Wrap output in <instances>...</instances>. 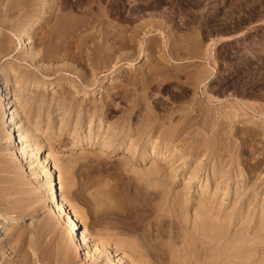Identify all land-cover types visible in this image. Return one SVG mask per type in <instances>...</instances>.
I'll use <instances>...</instances> for the list:
<instances>
[{"label": "bare ground", "instance_id": "obj_1", "mask_svg": "<svg viewBox=\"0 0 264 264\" xmlns=\"http://www.w3.org/2000/svg\"><path fill=\"white\" fill-rule=\"evenodd\" d=\"M46 1L48 2V0H46ZM50 1H52V0H50ZM86 2H88V1H86ZM86 2H84V6L86 5L85 4ZM89 2H90V0H89ZM38 3L41 4L40 2H38ZM38 3H37V5H39ZM81 3H82V1H81ZM33 4H36L34 2V0H0V29L4 27L7 30V34H8V35L4 34V33H6V32H4L5 29L3 30V32L0 31V59L6 58V61L7 60L9 61L12 57H14L15 56L14 52L16 49V43L18 41L21 43V41H22L23 44H25L26 49H29L30 46H28V45H32V44H35V46H39L41 48L40 49L38 47H35V49L37 48V50L40 49V51L38 50L39 52L37 51V53H35V52H33L34 51L33 50L34 47H33L31 53H30V51H31L30 50V51H28L29 54L27 52V55L26 56L24 55L25 56L24 60H26L30 64H34L35 69L37 71H39L41 73V75L44 77V78L43 77L42 78L43 79L46 78L45 80H47V81L54 79L51 77L61 71L62 68H58V67L55 68L53 66L54 64L52 65L50 63L51 61L57 62L58 59H60V60L62 59L65 61L69 60L70 62L71 61L73 62L72 63L73 65L74 64L79 65V64H83V62L86 61V58H88L90 56L91 57L90 59L93 61L91 63V61L89 59V61H90L89 65L92 64L93 67L94 66L96 67V65H97V67H99L98 63L102 62V60H103L105 62H102V66L105 65L106 71H109L110 69L113 68L112 70L115 71L114 73L119 72L118 69H120V67L118 66V63L123 60V57H122L123 53H121L122 51H120L121 54L118 52L119 55L117 54V56H116L117 51H119L120 49L114 50L113 48L116 47L115 44H114L115 47H112V48L110 47V49H109L107 45H104L103 43L98 42V39L94 40V38L96 36L95 33L98 34V32H99L98 30L100 28H98V27H100V24H99V26L97 25L98 27L95 25L98 28V30H93L95 27L92 28L93 32L95 31L94 32L95 36L91 34L92 35V37H91V35L89 33L90 32L93 33V32L92 31H89V33H87L88 31L86 32V30L88 29V25L90 26L91 23L89 21H87V23H86V20H85L86 17L85 16H84L85 18L81 17L82 19H80V21L82 23L79 21H77V22L81 23V24L86 23V24H83L84 26L82 25L83 29L79 25L80 28L82 29V30L81 29L80 30L84 31L86 33L83 32V34L81 35V33L79 32L80 30H79L78 32L80 33L81 36H80V38H77L78 41H76V39H74L72 36H70V38L68 36L69 39L64 38L65 41H60V40H58V38L61 39L60 36H62V37L66 36L70 32L74 34L75 30H77L74 28V32H72L73 28H72V30L70 29L71 28L70 27L71 20L74 21L73 18L75 19V17H72V19L70 21H68L69 18L68 19L66 18V20L65 19L63 20V17H62L63 13H62V14H60L62 19L60 18L61 20H59L57 22H53L54 21L53 20L52 22H50V24L48 23L49 25H52V26H49L48 29H45V26H43L44 23H46V22H44V20L40 21V23L44 22L43 25H41L42 23L40 24L41 26H43L40 28L43 30L45 29V31L40 30L43 33L39 37L38 36L39 34L37 35L38 31L36 34H30L29 33V31L33 32V30L35 31V30L39 29V26L35 28L34 26L32 27L33 23H30V18H32V16H34L33 14H35V13H32V11L34 10V6H35ZM78 4L81 5L79 3V1H78ZM21 5H24L25 9ZM37 5L35 6V9L37 8ZM48 5H50V7H48V8L52 9L54 7V4H52L53 7L51 6V4H48ZM68 5L66 3L65 6L67 7ZM89 5L91 6V3H89ZM20 6L22 7V9L19 8ZM44 6H42V9ZM65 6H64V8H65ZM75 6H78V5H75ZM86 6H88V4ZM72 7H74V6H72ZM80 7H82V6H80ZM17 8L21 9L20 10L21 12ZM64 8H62V9L64 10ZM79 8H77V9H79ZM85 8L87 9V7H85ZM51 9H49V10H51ZM82 9H84V8H82ZM37 10L39 11V9H37ZM49 10H47V11L49 12ZM34 11H36V10H34ZM41 11H43V10H41ZM58 11L60 12L61 10H58ZM78 11H80V10H78ZM43 12H45V11H43ZM43 12L41 14H43ZM48 12H47V14H49ZM92 12H95V14H98V12L96 13V11L92 10ZM36 14H38V13L36 12ZM75 14H77V13H75ZM89 14H87V15H89ZM95 14H94V16H96V17H94L93 14H92V17L97 18L98 16ZM57 15L55 16L56 18H57ZM67 15H68V17H70L72 14H70V16H69V14H67ZM67 15L65 14L64 16H67ZM38 16H39V14H38ZM72 16H74V15H72ZM81 16H82V12H81ZM99 16H102V15H99ZM55 17H53V18H55ZM41 18L43 19V17H41ZM77 18H79V17H77ZM86 19H88V17ZM35 21H34V23H35ZM50 21H51V19H50ZM92 21H94V20H92ZM100 21H102V20H100ZM75 22H76V20H75ZM77 22H76V24H78ZM96 22H97V20H96ZM53 23H55V24L53 25ZM88 23H90V24H88ZM73 24H75V23H73ZM96 24H98V23H96ZM105 24H108V23L105 21ZM35 25H36V23H35ZM75 25H73L72 27H74ZM79 26L77 27L78 29H79ZM93 26H94V24H93ZM106 26H105V29L103 28L104 30H106V28L108 27V26L107 27ZM109 28H107V29L111 30V28L110 29ZM68 30L69 31L71 30V31L68 33L67 32ZM89 30H91V29H89ZM115 31L116 30H114V32ZM1 32H2V34H1ZM65 32H66V35H65ZM78 32H76V33H78ZM104 32L108 33L109 31H104ZM107 33H105V34H107ZM136 34H137V32H136ZM136 34L134 33L133 35H129V36L134 37V35H136ZM75 35L76 34H74V36ZM100 35H101V33L98 36H100ZM117 35L118 34H116L115 37L121 39L122 36L119 34L117 37ZM196 35H197V33L194 35V38L198 37L196 39H199L200 36L199 35L196 36ZM93 36H94V38H93ZM108 36H109V34L107 35V37ZM112 36L114 37V35H112ZM126 36L128 37V35H126ZM76 37H78V35H76ZM105 37L103 38V40H105ZM124 37L125 36L123 35L122 39ZM135 37H137V36H135ZM13 38L17 39L18 41L15 42L16 40ZM116 38L115 39L113 38V40L110 39L111 41L109 40V42L112 43V45H113L112 41L116 40ZM151 38L149 39V44L151 42L150 40H152ZM167 38L170 39L171 43L173 42L170 37H167ZM92 39L94 41H97V42L93 41V44H92L93 46L90 43L92 41ZM106 39H108V38H106ZM120 39H119V41H120ZM127 40L128 39L123 40V41L126 42ZM138 40L140 41L139 38L137 39V41ZM116 41L118 42V40H116ZM116 41H115V43H116ZM157 41L160 42L158 39H157ZM157 41L156 40L154 42L152 41L153 43H155L156 47H157V43H158ZM194 41L195 40H193V42ZM128 42L132 43L129 40H128ZM198 42H200V41L196 40V43H198ZM107 43L108 42H106V44ZM137 43H138V45L141 44L139 42H137ZM167 43L164 46H161L162 44L158 43V44H161L160 45L161 47L157 51V53L159 55L158 57H160V59L165 62L164 66H166V64L168 65L170 63L175 65V63H177L178 59L173 56V52H174L175 56L176 55L180 56V54H178V53H180L181 50L178 48L180 50V52L178 51V53L176 54L175 51L177 49L175 51L172 50L174 48L173 47L174 45L168 46ZM136 44H134V45H136ZM144 44L145 43H143V45ZM173 44H175V42H173ZM190 44H191V42L189 43V45ZM193 44H195V42ZM211 44H213V43H211ZM119 45H120V48H121V46H124V44L121 45L118 43L117 46H119ZM138 45H136V46L138 47ZM145 45L148 46V43ZM155 45L150 44V46H148V48H145V50L143 52L147 51L146 54H144L142 52L143 55H146V57H148V58L150 57L149 60H152V57L154 56L152 51H156ZM175 45L176 46L178 45V47L180 46V44H178V42ZM204 45H202V47ZM213 45H212V47H213ZM176 46H175V48H176ZM197 46H199V43H198V45L196 44V46H194L196 49L193 47L195 49V53H196V51L198 53L199 50H202V49L197 50ZM126 47H128V46L126 45ZM137 47L134 46L133 50ZM167 47H168V49H167ZM170 47H172V49ZM199 47L201 48V44ZM206 47H208V46H206ZM209 47H210V45H209ZM212 47L206 48V49H208V51L205 49L206 50L205 53L204 52L202 53L203 50L201 52L199 51L200 56L198 58L202 57L201 56L202 54H205L206 65L204 67H201L202 65H200V67L197 66L198 68H196L195 71H194V68H195L194 67L192 69L194 71V72L192 71L193 72L192 75H189V76L187 75L186 79L183 80V81L186 80L184 82V84L186 85V88L189 89V92L191 93V95H189L191 98L189 96L188 97L192 101L190 100L191 103L187 106V108L183 107L184 104L180 105V106H182V107H180L181 109H183V108L185 109L181 112H179L180 109L176 108L178 111V112H176V113H178L177 116H179L178 119H175V117H174V115H175L174 111L176 109L174 110L171 108V110L172 111L174 110V111L169 112V115H167L168 116V118H167L168 122H167L166 118H162V116H164V114L160 118H158L157 115L153 116L154 111L149 110L150 106H148V107L146 106L148 108L147 114H145L146 117L144 116V119H143L142 116L144 115V113H142L143 115L140 116V118H139V119H143L142 123L139 121L140 123L137 126L129 127L125 133L121 129L122 128L121 124H120V127L116 125L112 129H111V127H108V126H107V129L102 127V122L104 120L100 121L99 123L97 122L98 125H96V123L94 124L93 123L95 121V120L93 121L94 116L96 117V116L100 115V114L98 115L99 110H98L97 105L92 107V105H94L95 103L93 104L91 102L90 105L92 108H89L90 105H89V107L88 106H82V105L79 106L81 104V102H80L81 100H80L79 101L80 104L78 105L79 107H75V108H78V112L79 111L81 112L82 110H84V115H89L90 120L88 119L89 121H87V120L84 121V122H88L86 124L89 125V127L86 126L84 129L80 126V123H79V127H81L83 129L82 130L83 133H81L82 136H83V134H85L83 137L81 136L82 137L81 139H79L77 141L75 140L76 139L75 135H77L78 130L76 131V133L71 132L72 133L71 135L74 136V138H73L74 141H76V142H72L73 148H78V149H81L83 151V149L93 147L95 145V143H99L96 139L98 137L104 138L103 136H105V140L107 139V143L105 142V144L110 145L113 143V140H114L112 138L113 134H116V136L118 137V135L121 136V134L124 132L122 134L123 138L121 140V142L124 143V144H122L124 146L122 148H126V150H125L126 154L131 152V154H132L131 156H133V157L132 158H126V159L123 158L124 160L121 159L122 161H120V164L118 163V165L115 164L114 166H116V169L119 168V172H120V169L122 168L128 172L131 170L130 172L133 173L134 176L130 178L128 176L129 173L125 171L126 173H128V174H126V176L129 179L127 177H124V179L125 178L127 179V182H126V179L125 180L123 179L124 182L127 183V184L125 183L126 185L125 184L124 185H125V187L128 185L129 189H130V187H132V189L134 187V189L136 188L138 191H143L144 199L142 200L143 201L142 203L144 204V206L141 205V207L144 208L143 209L144 213H145V211H148L147 213H149L150 215H153L154 213H157L160 211L158 214L159 215L158 221L155 222L156 219L154 218L155 220L154 219L153 220H154L155 224H152L151 222H149L150 226L149 225H148V227L146 226L147 228H144V225L146 224V223H144L145 221L142 222L141 225L140 224L137 225V223H138V221H137V223H136L137 229H138V226H140L139 229H141L140 230L141 232L140 233L138 232V234H139L138 236L136 235V237H138L136 244L131 243L132 245H130L127 242H126V244H123L126 241V239L124 242L120 240V244H119V241H117L118 245L116 242L117 246L121 245V243H122V245H124V248L126 249V247H128L127 249H129V250H131V247L133 246V244H134V247L136 245V248L139 246V252L136 251L138 249L132 248L138 254V256H137V254H134L137 256V258L135 259L136 260L135 262H133V260H132L133 264H149V262L151 263V261H152L151 258H154L153 262H155V264H166V263L167 264H264V178L258 181V178L256 179V177H255L258 174H260L258 176L260 178L262 175V172H263L262 168H264V101H262L263 103H260L258 101L257 102L256 101L255 102L254 101L249 102L247 100L246 101H242V99L239 100L238 97H236V95L237 94L240 95V93H238V91H235V92H237V94H235L234 91L232 92V90H229V88H227L228 84L226 87H224V89L222 88L223 91L221 92L222 95L226 96V100H224L225 98H220L219 96H217L219 93L217 94L215 92H211L212 89L213 90L215 89L213 87H216V86H213V87H210V86L214 82V80H216L215 78L217 75L215 73V70H216V66L218 63L216 55H215V57L212 56V53H213ZM118 48H115V49H118ZM139 48H141V46H139ZM190 48H192V47L189 46V49L186 48V50L183 51V54H184V52H186L188 50H192ZM203 48H205V47H203ZM111 49H113V50H111ZM142 49L143 48H141V50H139L140 52L138 51V49H137V52H136V50H134V52H133V54H135V52H136V54L139 52L137 54V55H139V57L134 58V56H133V57H131L133 59H130L129 58L130 56L129 57L126 55H125L126 57L124 56L125 58L128 57L130 59L128 61L130 66H134L135 65L134 61L137 58H140V53H141ZM157 49H158V47H157ZM194 49L191 52H194ZM129 50H130V48H129ZM170 50H172V52H170ZM86 52H88V53H86ZM129 53L126 52L127 55H129ZM187 54L190 55L189 52H187ZM213 55H214V53H213ZM86 56H88V57H86ZM192 56H191V58H192ZM36 57H38V60H36L37 59ZM100 57L102 58V60ZM195 57L197 58V55ZM113 58H115V60H113ZM116 58L118 59V61ZM202 58H200V59H202ZM161 60H159V61L156 60V61H158V63L159 62L161 63ZM179 60H181V58ZM211 60H213V62ZM243 60H246V59L244 58V59H242V61ZM114 61H116L115 65H114V63L112 64V62H114ZM43 62H47V64L48 63H50V64L48 66H46V65H44ZM93 62H95V64ZM179 62H181V61H179ZM103 63H105V64L103 65ZM158 63L155 62L153 65H157ZM240 63H246V62H240ZM86 64L84 63L83 65H86ZM73 65H70V67L72 66V69H73ZM77 65H74V68ZM111 65H114V66L112 67ZM145 65H146V63H145ZM145 65H144V67H145ZM18 66L15 65L14 62L11 63V61L7 62L6 64L4 63V65L0 66V72L2 73V74L0 73L2 75L1 78L4 76L6 79V82H4L3 84L0 85V113L3 112V115H4V119H3L4 128L1 127L0 131H1V135H3L4 139H6V141H4V142L11 143V150H12L11 152H9L12 154V157L9 158V160H7V158H6L5 159L6 161L4 163L0 164V171L1 172L7 171L9 173H18L20 171H23V169L25 168V164L28 163V161H30V162L34 163L33 164L34 169L35 168L38 169L37 172L42 171L44 173L43 178H42V183L40 184L39 188L41 189V192L46 193L47 200L49 201V203H51V205L55 208V211L57 212L56 216L57 217L61 216L63 218L64 223H66V225H67V234L69 236L68 239L70 240L69 241L70 244L67 243V245H70V249L66 250V251H69L72 255H74V253L71 252V249L73 250V252L75 251L79 254L81 253V251H83V254H82L83 260H87L86 262L87 263L91 262V264H130L124 260L123 256L119 257V255L116 254V251L118 249L114 251V250H112L110 245L107 244L111 238H108V241L105 240V241H107V242H105L103 239L104 237L101 239H99L98 235H96L97 238H95V236L92 237V236H90L91 233L89 234L87 229H85V228L81 229L82 222L80 221L81 219L79 218V215L76 213L75 210L72 209V207H70L69 201L66 200L64 197H62V195H61L63 188L69 187V189H70L73 185L75 186V184H76L74 182L75 179H73L74 174H71V172L73 173V170H72L73 168H71V165H72V167H74L75 163H79L78 161H82V160H79V158L77 157V158H75V160H72V161H74V165L72 164L73 162L71 163L68 161L69 163L67 162L66 165L63 164L64 166L62 165L63 166L62 167L61 164L58 162L59 160L56 161V158H54L50 152L47 153V156L45 158L43 156L44 145L42 144L41 139H40L41 132L46 134L47 136L58 137L59 134L61 133V130H62V132L66 131V129H67V131H69L68 128L70 127L69 122H70L71 117L70 118H69V116L66 117V115L68 114L66 112H69L68 110L72 111L71 108L76 106V105H74L76 103V101H74L75 102L74 104H71V101H70L71 97L69 96L71 94L67 95L68 93L66 95H67V97L69 96L70 98L69 97L63 98V96H62L63 99L62 98L60 99V96H59L58 99H60L59 100L60 102L58 104H56V105H59L56 108L57 109L56 112H59L58 110H60V109L64 110V108L66 111V112H63V114L66 113V115H64L65 117L62 116L63 118H61V122H60L61 124L59 126L58 122L56 120L57 115H54V114L51 115L49 113V115L46 114L48 116L45 117L42 112L41 113L43 115L40 114V110L43 109L42 107L47 106L46 103H48V100H50L49 97H48L49 98L48 99L45 96L46 95L45 91H44L45 93H43V92L39 93V92H41V89H44L43 87L40 88L41 86H43L44 83H42V82H44V81L41 82L42 85L40 87H39V85L36 84L37 87L40 88V91H38L39 94H35L36 93L35 92L33 95L32 94L33 92H32L31 93L32 96L30 95V97H29V95H28L29 98L26 96V98H28L29 101H26V99L25 100L21 99V101L19 100L21 98V94L25 93V92L18 94L17 93L18 91L16 90L17 91L16 94L13 95L11 93L13 89L10 88L9 81H10V78L12 76H16L17 80H19V77L25 78L26 80H28V79H30V76L33 75V72H31V71L30 72L27 71V73L25 72V75H21V72L22 71L24 72V70H23L24 68L21 70V68ZM56 66H58V65H56ZM102 66H101V68H102ZM164 66H161L162 68L159 67L157 69L155 68L156 66H154V67L151 66L153 68L149 67V71H146L147 73L144 71V73H146L144 76H142L143 73H141V74L139 73L141 75V77H139V79L141 78L139 81H137L136 78H134V77H132V79L129 77L130 80L127 77L129 80V81H127V84H130V85L136 86V87H137V84H140V85L142 84L143 85L142 89L144 87L145 90H148L149 88H151V86L153 84H155L154 79H152V76L154 75L155 72H157V73L159 72L160 77L163 76V77H161V79L164 77H165L164 79H166L167 77H171V75H173V73L171 74V72L174 70L175 66L173 68H171L172 70L169 69L171 72L168 69H165L166 67H164ZM177 66L179 67V64ZM65 67H66V65H65ZM89 67L90 66H88V67L84 66L85 69L87 68V71H89L88 70ZM77 68H76V70H78ZM81 68H83V67H81ZM94 68L91 69L90 71L94 70ZM99 69H100V67H99ZM137 69H139V67ZM142 69H143V67H142ZM97 70H94V72H92V73H95L94 77H97L98 74H100L104 70V68L101 71L95 72ZM132 70H133V68H132ZM136 70L134 69V71H136ZM145 70H148V68ZM176 70H178V69H176ZM176 70H174V71L179 72V73L174 72L175 75H178L179 77H184L185 73H182L183 71L181 72V71H176ZM182 70H184V69H182ZM75 72H74V74L76 76H77V74L81 73L80 71L77 74ZM131 72H128V73L131 74ZM139 72H140V70H139ZM83 73H85V72H83ZM89 73L92 74L91 72H88V75H89ZM186 73H188V72L186 71ZM189 73H190V70H189ZM123 74H125V72ZM129 74H128V76H130ZM81 75H82V73H81ZM122 75L120 78H122ZM83 76H85V77H83ZM83 76H81V77H83L81 79L84 80V78H85L86 84L83 87L81 86V88L78 90H77L76 85H74L75 86L74 89L76 88V91L78 94L90 96L96 88L95 85L97 83V80L93 79L92 78L93 76L89 75V77H88L86 73ZM154 77H155V75H154ZM156 77H157V79L160 78L158 76H156ZM48 78H51V79H48ZM90 78H92V79H90ZM172 78H173V76H172ZM34 79H36V77H34ZM178 79H180V78H178ZM37 80L38 79H36L33 84H35L36 82L40 83V81H37ZM124 80H125V78H124ZM166 80H168V79H166ZM173 80H174V78H173ZM175 80H176V78H175ZM22 81H23V79H22ZM70 81L71 80H69V83H70ZM163 81H165V80H163ZM159 82L161 84V80ZM180 82L182 83V78H181ZM220 82H219V84H220ZM100 83L98 82V84H100ZM171 83H168V84H171ZM231 83H229V84H231ZM16 84H17V82H16ZM18 84H20V83H18ZM117 84H116V87H117ZM219 84H218V87H221L220 86L221 84L220 85ZM236 84L238 85V83H236ZM51 85H52V83H51ZM51 85H49V87ZM30 86H28V87H30ZM46 86H47V84H46ZM54 86H56V85H54ZM120 86H122V85H120ZM120 86L118 85L119 88H120ZM181 86H183V83ZM63 87H64V85H63ZM105 87L106 88L103 87L105 92L109 91V90H106L107 86H105ZM113 87L115 88V86H113ZM153 87H155V86H153ZM222 87H223V85H222ZM60 88L62 89V87H60ZM66 88H68V87L65 86L63 89L67 91ZM109 88L110 87H108V89ZM124 88L126 89V87H124ZM139 88H140V86H139ZM231 88H232V86H231ZM246 88H245V92H243L244 90L241 92V95H243V97L247 96ZM110 89H112V88H110ZM121 89H122V87H121ZM125 89H123V90H125ZM152 89L153 88H151V90ZM200 89H202V91H200ZM209 89H211V90H209ZM26 90H27V88H26ZM28 90H27V92H28ZM37 90H38V88L36 89V91ZM89 90L91 93L89 92ZM137 90H138V88H137ZM140 90H141V88H140ZM155 90H156V87H155ZM155 90H153L152 93H154ZM182 90H183V88H182ZM216 90H217V87H216ZM219 90H221V89L219 88ZM241 90H242V88H241ZM14 91H15V89H14ZM19 91H20V89H19ZM112 91L113 90H111V92ZM118 91H119V89H118ZM250 91H251V89H250ZM132 92H130V93L133 94ZM187 92H186V94H187ZM125 93H127V92H125ZM28 94H30V93H28ZM106 94H109V93H106ZM146 94H148V93H146ZM186 94H184V95H186ZM101 95H102V93H101ZM155 95H156V91H155ZM259 95H260V93H259ZM13 96H14V98L11 99ZM24 96H25V94H24ZM133 96H135V94ZM252 96H253V94H252ZM72 97H74V96H72ZM129 97H130V95H129ZM141 97H143V96H141ZM149 97H151V96H149ZM184 97L187 98L186 96H184ZM256 97H259V96L257 95ZM263 97H264V93H263ZM99 98H100V96H99ZM105 98H108V97H105ZM112 98L113 97L111 96V99ZM131 98H129V99H131V101L133 103L131 110L132 111H134L135 109L140 110V108H138V106H139L138 104H140L141 101L143 102L142 104H144V100L143 99L141 101L139 100L140 103H138L139 101L136 100L135 97L131 96ZM133 98H134V100H133ZM261 98H260V100H261ZM31 99H32V101H31L30 105H28ZM255 99H258V98H255ZM122 100H124V99H122ZM126 100H128V99L126 98ZM94 101H96V100H94ZM108 101L111 102V100H108ZM131 101L129 100V101H125V102H129V104H130ZM51 102H53V101H51ZM56 102H58V101H56ZM77 102H78V99H77ZM106 102H107V99H106ZM150 102L152 103V101H150ZM17 103H18V105H17ZM22 103H24V105ZM104 103H105V100H104ZM113 103H115V102L113 101ZM145 103H147V102H145ZM151 103H149V104L147 103V104L150 105ZM20 104H21L22 108L18 107ZM162 104H159V105H162ZM185 104H186V102H185ZM32 105H34V106L32 107ZM49 106H51V104H49L48 107ZM101 107L104 108L105 107L104 104ZM101 107H100V109H101ZM108 107H110V106H108ZM111 107H113V104ZM146 107L144 105V109H147ZM185 107H186V105H185ZM38 108H40V110H38ZM129 108L130 107L128 106V110H129ZM166 108L168 111L169 108L168 107H166ZM125 109H127V108H124V110ZM46 110H45V113L48 111V110L47 111ZM49 110H53V109H49ZM128 110H125V111H128ZM157 110H159V107ZM162 110H163V106H162ZM171 110H169V111H171ZM142 111H144V110H142ZM75 112H77V111H75ZM53 113H54V111H53ZM165 114H167V113H165ZM0 115L2 116V114H0ZM77 115H78V113H77ZM77 115H76V117H77ZM110 115H111V113H110ZM110 115H108V116H110ZM124 115H126V114H124ZM105 116L108 117L106 115V113H105ZM130 116H131V113H130ZM106 117H103V119ZM138 117L139 116H137L136 119H138ZM58 119H60V118L58 117ZM78 119L79 118H77V121L75 122L76 124L75 123H73V124L77 125L78 122L82 121L81 118L79 119V121H78ZM74 120H76L75 117H74ZM106 120L107 119H105V121ZM124 122H126V121H124ZM45 123H47V127H44L45 128L44 129V128H42V125ZM108 123H109V121H108ZM113 123H116V122H113ZM113 123H111V124L113 125ZM128 123L130 125V121H128ZM135 125H136V123H135ZM96 126H97V129H96ZM122 126H124V124ZM101 127L103 129H101ZM75 128H76V126H75ZM75 128H74V130H76ZM78 133H80V132H78ZM57 134H58V136H57ZM135 135H137V137H135ZM108 138H110V139L108 140ZM115 140H116V138H115ZM63 141H65V140H63ZM95 141H97V142H95ZM128 141H130V142H128ZM102 142L104 143L103 140H102ZM103 143H101V144H103ZM139 143H141V144L139 145ZM113 144H112V146H113ZM125 146H127V147H125ZM103 147H106V146H103ZM90 151H91V149H90ZM92 151L93 152H91V153H93V155H94L95 152L93 149H92ZM84 153L85 154H83V155L80 154V156L83 157V156L87 155L86 152H84ZM89 154H90V152H89ZM95 154L98 155L97 153H95ZM93 155H91V156H93ZM139 156L141 157L140 160H142V161H146V160L151 159L152 162L150 161L151 164L149 167L146 166L147 169L141 170L140 168H136L133 165L132 166L135 167L136 169L135 168L131 169L130 166H131V163L133 164L132 161L134 159H137ZM82 157H80V159H83ZM94 157H95V155H94ZM97 157H99V155ZM156 157H157V159H156ZM158 157H160L159 158L160 162H158ZM26 158H29L30 160L24 162L26 160ZM76 159H78V161ZM91 159H93V158H91ZM99 159H100V157H99ZM102 159H100V160H102ZM100 160H99V162L97 160V162L101 163L102 161L100 162ZM87 161H88V159H87ZM190 162H195L196 164L192 163L194 165H192V164L190 165L189 164ZM58 163L60 166L58 165ZM96 163H94V165H96ZM98 163H97V165H99ZM162 163L165 165H162ZM82 165H84V164L82 163ZM82 165H80V166H82ZM92 166H93V164H92ZM111 166H113V165H111ZM117 166H119V167H117ZM128 166L130 167V169L128 168ZM191 166L193 167V169ZM114 168H113V170H115ZM100 169H102V168H100ZM107 169H109V168L107 167ZM102 171H103V169H102ZM121 171H124V170H121ZM203 171H204V173H206V172H208V173H206V178H205V180L202 181V183L200 185L201 188H200V190H198L199 195L197 197H196V195L190 196V197L187 196L190 193L189 189H191V187L194 185V183L195 182L197 184L200 183L201 179L199 178V174H200V172H203ZM109 172L110 171H108L107 173H109ZM20 173H22V172H20ZM33 173L35 174L34 171H33ZM114 173H115V171H114ZM110 175H112V174H110ZM179 175L184 176L183 179L185 180V184L183 183L184 186H183V189L181 188L182 190L177 191V189L174 188V182L177 181L178 179L181 180L179 178L180 177ZM94 176H96V175H94ZM123 176H125V175H123ZM11 178L8 179L7 177L2 176V174H0V196H1L0 198H3L4 196L6 197L7 191H9V190H12V191L14 190V192L19 190V188H17V186L24 184L23 182H21L23 179L21 177L22 179L20 178L21 179L20 181H19V179L17 181H15L16 186L14 184L12 185L14 187L8 186L9 183L11 181H13V179H14V178L13 179H11ZM98 178L100 179V182H101L102 178L97 177L96 179H98ZM112 180H113V178H112ZM95 181L97 182V180H95ZM95 181H93L92 183L94 184ZM102 182H104V181H102ZM107 182H109V181H107ZM12 183H14V182H12ZM115 183H117V182L114 181V182H112L113 185L110 184L111 186H113L112 188H110L111 186H109V185L107 187L113 190V188L116 186ZM107 184L104 183V188H105V185H107ZM120 184H119V188L121 187ZM95 185H97V184H95ZM125 187L120 188V190L123 189L122 191L124 192V190L127 189V188L125 189ZM100 188H103V187L100 186ZM116 189H118V188H116ZM101 190H100V192H101ZM104 190H105V193L108 192L106 188ZM104 190H102V191H104ZM112 190H110L111 191L110 196L114 195V193L112 195V192H113ZM114 190H115V188H114ZM222 190L224 191L223 193H222ZM116 191H114V192H116ZM127 191L128 190H126V192ZM133 192H135V190ZM21 193L22 192H20V194ZM98 193H99V191H98ZM136 193H133V194L135 195ZM103 194L104 193H102V195ZM116 194H117V192H116ZM120 194H118V195H120ZM96 195L92 196V194H91L90 197H94V199L95 198L99 199L101 197L100 196L99 198H97L100 194L97 197H96ZM124 195H127V194L125 193ZM134 195H132V196H134ZM136 195L138 196L139 193ZM108 196H109V193H108ZM123 196H121V197H123ZM132 196H130V197H132ZM221 196H223V197H221ZM104 197L105 198L107 197L106 194ZM115 197H116V199H115L116 201L123 200V199L119 198L120 196L118 197L120 200H117V196H115ZM126 197H128V196H126ZM139 197L141 198L142 196H139ZM101 198L100 199L103 200L102 202L107 203L108 201H110L111 197L109 198V200L107 198V200H108L107 202L104 201L103 196ZM140 198H139L138 202L142 199V198L141 199ZM7 199L2 200L0 202V206H1L0 211L2 210V207H3L4 212L7 215H9V212H11V209H13L15 212H17L18 217L23 216V214L26 213V211H29V208L25 209V207H24L25 205L22 206V207H24V209L19 205L20 203L23 204L22 202L24 200L19 201L20 203L18 202L17 205H15L16 202H14V204H12L13 201L11 200L12 201L11 202L9 199V201L11 202V205L9 206V204H6V203H8ZM19 199H21V198H18V200ZM136 199L137 198L134 199L135 202L137 201ZM228 199H230V201ZM36 200L38 201V198ZM112 200L110 201V203L112 202ZM224 201L229 202V204L225 205ZM98 202H100V200ZM116 203L118 204V202H116ZM142 203H141V201L139 202V204H142ZM108 204H109V202H108ZM164 204L165 205L167 204V206H168L166 209L164 208V207H166V206H164ZM119 205H120V203H119ZM119 205H118L117 209H116L117 205L115 206V211H116V213L118 212L117 214L120 213V211H118L119 208L121 210V207ZM190 205L196 206V208H193V209H195L193 211L194 214L191 211V213H192L191 215H193V220L191 219L192 217L190 216V210H191V209H189ZM121 206H123V205H121ZM137 206L139 207L138 204H137ZM230 206H231V208H229ZM124 208H125V206H124ZM124 208L122 207V209H124ZM18 209H21V210H18ZM108 209L106 208V210H108V212L112 211L113 207L111 206L112 210H110V207ZM128 209H126L127 212H128ZM133 209H130L129 213L132 214L133 212H131V210H133ZM135 209H136V207H135ZM14 211H12V212H14ZM135 211L137 212L138 210L136 209ZM108 212H107V214H108ZM104 213H105V216H109V214H110L109 213L107 215L106 211H104ZM112 213H113V211H112ZM122 213H125V212L121 211L120 214H122ZM140 213H138V215H140ZM117 214L115 215V213H114V215L116 216V217L114 216L115 219L116 218L118 219V217H119ZM125 214H127V213H125ZM125 214H123V215H125ZM0 215H3V214H1V212H0ZM127 215L129 216V214H127ZM132 215H130V216H132ZM56 216H54V215L48 216L46 218V220L44 221L45 224L47 225V223L56 222L58 220V218ZM128 216H125V217L128 218ZM135 216H137V213ZM140 216H138V217L141 218ZM145 216L148 217L147 214H145ZM138 217H137V219H139ZM142 217L145 218L144 214L142 215ZM6 218L9 219L7 216H5V217L3 216V218L0 217L1 228L3 225H5V222L9 221V220L5 221ZM109 218H111V217H109ZM122 218H124V216ZM124 219H121V220H124ZM133 219L135 220V218H133ZM148 219H149V217L147 219H145L146 222L149 221ZM139 221H140V219H139ZM119 222H120V220H119ZM189 222L190 223L192 222L190 224V226L192 225L190 227V229H188ZM143 223H144V225H142ZM167 223H169V225H167ZM237 224H238V226H236ZM16 227L17 226H15V228ZM134 227H135V225H134ZM134 227H132V228H134ZM233 227H235V231L233 230ZM15 228H13V230ZM18 228H20V227H18ZM16 229L14 230L15 232H12L13 230H11V231H9L10 233H8V232L7 233L12 237H14V236L16 237V238L14 237L16 240H15V242L13 241V243H15L17 247L15 246L16 249L15 248L14 249L16 250V252H20L21 250H23V248H25L24 244H25V237L26 236H24V234L26 232L24 233V229L23 230L18 229L20 231V233L19 232L16 233V231H17ZM8 230L9 229H7L6 231H8ZM134 232H136V231H134ZM112 235L116 236L115 234H112ZM112 235H109V236H112ZM34 236H35L33 238L34 243H33V241H32V243H33L35 248L34 247H32V248L37 250V256L40 258V257H42L41 256L42 253L44 255V251H43V248H40L38 246L36 247V245L38 244V242L43 240V238L41 236V233L40 232L38 233L36 231L34 232ZM106 238L107 237H105V239ZM11 239L12 238H10L9 240H11ZM30 239H29V241H30ZM33 239H31V240H33ZM88 241H92L93 246L95 248H97L98 251L92 250V248H88L87 247ZM127 241H129V240H127ZM135 241H136V238L134 239V242ZM29 243H31V241ZM176 245H179V247H177ZM27 247H28V244H27ZM27 247H26V249H27ZM41 247H43V246H41ZM44 247H46V246H44ZM121 247H119V248H121ZM26 249H24L21 256L19 254L20 258L18 256L17 259L19 261L16 264H33L34 263V262L32 263L30 260V259H32V255L30 253L31 251L30 252L28 250L25 251ZM29 249H31L30 246H29ZM63 249H66V247ZM63 249H60V250L63 251ZM57 250H59V249H57ZM66 251H65V253H67ZM51 252L53 254V251H50L49 254ZM125 252L126 251H124V253ZM70 253H68L69 257L71 256ZM132 253H133V251H132ZM47 254H45V255H47ZM49 254L45 257H48ZM52 254H50V255H52ZM60 255H62V254H60ZM66 255L67 254H65L63 256H66ZM129 255H128V257H129ZM134 255H133V257H134ZM53 256L54 257L59 256V252L57 253V255L54 253ZM63 256H62V258H65ZM50 257H49V259H50ZM69 257H68V260L70 259ZM43 258H44V256H43ZM66 258H67V256H66ZM71 258H72V256H71ZM55 259H57V258H55ZM55 259H53L51 261H54ZM40 260H43L45 262L47 261V260H44L42 258ZM60 260H61V258H60ZM62 260H64V259H62ZM33 261H35V260H33ZM49 261L46 263H50V264L55 263V262H49ZM55 261H57V260H55ZM58 261H57V263H58ZM14 262H15V260H14ZM71 262H72V259H71ZM63 263L66 264V262H63ZM67 263H69V262H67ZM13 264H15V263H13ZM59 264H61V263H59Z\"/></svg>", "mask_w": 264, "mask_h": 264}, {"label": "rangeland", "instance_id": "obj_2", "mask_svg": "<svg viewBox=\"0 0 264 264\" xmlns=\"http://www.w3.org/2000/svg\"><path fill=\"white\" fill-rule=\"evenodd\" d=\"M42 2L43 0H34V2L36 3V4H33V5H37V3L38 2ZM67 1V2H66ZM52 0V1H50V0H48V2L46 1V0H44L41 4H39V5H37V8L35 9V6H34V10H36V11H32V13H35V14H33L34 16H32V18H30V23H33V25H32V27L34 26L35 28L36 27H38L39 26V29H37V30H33V32H31V31H29V33L30 34H36L37 33V31H38V33H37V35L40 37L41 35H42V31H45V29H48L49 28V26H52V25H49L50 24V22H52L53 20V22H57V21H59V20H61L62 19V17H63V20L65 19L66 20V18L68 19V21H70L71 19H72V17H75V19L73 18V20L74 21H72L71 20V25L73 24V23H75L76 24V22L77 21H79V22H81L80 21V19H82L81 17H83V18H87L88 17V19H86L85 18V20H86V23H87V21H89L90 23H88V24H90V26L88 25V29L86 30V32L87 33H89V31H92L93 32V30H98V28H100L98 31L101 33V35L100 36H98L100 33L98 32V34L97 33H95L96 34V36H95V34H94V32L93 33H89L90 35L92 34V35H94L95 36V38H94V36H93V38H94V40H97L98 39V42H100V43H103L104 45H107L108 46V48L110 49V47L112 48V47H115V45H116V47L115 48H118V49H115V48H113L114 50H119V51H117V53H116V56H117V54L119 55V53H120V51H122L121 53H123V60L121 61V62H119L118 63V66L120 67V69H118L119 70V72L118 73H114L115 71H113L112 69H110L109 71H106L105 69V63H103V65L104 66H102V62H105V61H103L102 60V56L100 57L101 58V60H102V62H100V63H98L99 64V67H100V69H99V67H97V65H96V67L94 68L93 67V65L91 66V65H89L90 64V61H91V63H92V61L93 60H91L90 58V56L88 57V56H86V57H88V58H86V61H84L83 62V64L85 63H87L86 65H83V64H79V65H77V64H74V65H77L75 68H74V65L72 64L73 62L71 61H65V60H60V59H58V61L57 62H55V61H51L50 63L56 68V67H58V68H62L61 69V71L60 72H58L57 74H55V75H53L51 78H54V79H52V80H45V79H43L44 77L41 75V73L39 72V71H37L36 69H35V66H34V64H30V63H28L26 60H24V58H25V56L27 55V52L28 51H30V53L32 52V48H33V52H35V53H37V51L39 50L40 51V47L39 46H35V44H32V45H28V46H30V48L29 49H26V46H25V44H23V42L21 41V43L17 40V39H15V38H13V39H15L16 41L15 42H17L16 43V49H15V52H14V54H15V56L14 57H12L9 61L7 60L6 61V58H2V59H0V66H2V65H4V63L6 64L7 62H10L11 61V63H15V65H19L18 67H20L21 68V70L23 69L24 70V72L22 71L21 72V75H25V72L27 73V71L28 72H33V75H31L30 76V79H28V80H26L25 78H21V77H19V80H17V77L16 76H12L11 78H10V81H9V83H10V88L11 89H13L12 90V94L14 95V94H16V92L19 94H21L22 92H25V93H22L21 94V98L19 99L20 101H21V99H26V101H29V97H30V95L32 96V94L34 95V93L35 94H39V93H45L46 92V97L48 98H50V100H48V103H46L47 104V106H45V107H42L41 109L42 110H40V108H38V110H40V114L41 115H43L44 114V116L45 117H47L48 115H49V113L52 115V114H54V115H57V118H56V120H57V122H58V125L60 126V122H61V118H63L62 116H64V115H66V113H68L67 115H66V117L67 116H69V118H70V122H69V125H70V127L68 128L69 129V131H67V129H66V131H63L62 132V130H61V135L59 134V136H58V134H57V136L58 137H56V136H47L46 134H44V133H42L41 132V134H40V139H41V142H42V144L44 145V152H43V156H44V158L47 156V153L48 152H50L51 153V155H53V157L54 158H56V161H58L60 164H61V166L64 164V165H66V163L69 161V162H73L72 164L74 165V161H72V160H75V158H79V160H82V161H78V159H76L79 163H75V165H74V167H72V165H71V168H73L72 170H73V173L71 172V174H74V177H73V179H75V186L73 185L70 189H69V187H67V188H63L62 189V197H64L66 200H68L69 201V204H70V207H72V209L73 210H75L76 211V213L79 215V218L81 219L80 221L82 222V226H81V229H87L88 230V232H89V234H90V236H92V237H94L95 236V238H97V236L96 235H98V237H99V239H101V238H103L104 239V241L105 240H107L108 241V238H111L109 241H108V243L107 244H109L110 245V247L112 248V250H117L116 251V254H118L119 255V257H122L123 256V258H124V260L125 261H127L128 263H130V264H133V262H135L136 260V258H137V256H138V254L136 253V251H138L139 252V246L136 248V245H135V247H134V244H136L137 243V238L138 237H136V235L138 236L139 234H138V232L140 233L141 231V229H139V227L140 226H138V229H137V225H141V223L142 222H144V223H146L145 225H144V223L142 224V225H144V228H147L148 227V225L150 224L149 222H151L152 224H155V222H157L158 221V214H159V212H157V213H154L153 215H150L149 213H147L148 211H145V213H144V208L143 207H141V205L142 206H144V204L142 203L143 201V199H144V193H143V191H138L136 188L134 189V187H133V189H132V187H130V189H129V187H128V185L125 187V185L127 184L126 182H127V179H126V182H124V177H127L126 176V174H128V176L131 178V177H133L134 175H133V173L132 172H128V171H126L125 169H120V172H119V168L118 169H116V166H114L115 164L116 165H118V163L120 164V161H122V160H124V159H126V158H132L133 156H131L132 154H131V152H129L128 154H126L125 153V150H126V148H122V147H124L122 144H124V143H122L121 142V140H122V138H123V136H122V134L125 132L126 133V131H127V129L129 128V127H134V126H137L140 122L142 123V121H143V119H144V116L146 117V115L145 114H147V110H148V106H150L149 107V110H152V111H154V114H153V116H155V115H157V117L158 118H160L163 114H164V116H162V118H166V120H167V118H168V116L167 115H169V112H173L176 108L177 109H180L179 110V112H181V111H183V110H185L184 108H187V106L191 103L190 102V100L191 99H189V95H191V93L189 92V89H187L186 88V85L184 84V82L186 81H183L184 79H186V77H187V75L189 76V75H192V73L196 70V68H198L197 66H199L200 67V65H202L201 67H204L205 65H206V57H205V54H202L201 56L203 57H200V58H202V59H200V58H198L199 56H200V53H199V51L201 52L202 50V53L204 52L205 53V51L207 50L208 51V49H206V48H210V47H212V45H213V47H212V49H213V53H214V55H213V53H212V56H214L215 57V55H216V57H217V66H216V70H215V73H216V80H214V82L211 84V86L210 87H213V86H216L217 87V90L219 91H217L216 90V87H213V88H215L213 91L211 90V89H209V90H211V92H215V93H219L217 96H219L220 98H225L224 100H226V96L225 95H222V88L224 89V87H226L227 86V84H228V86H227V88H229V90H232V92L234 91H238V93H240V95H238L237 94V92H235V94H237L236 95V97H238V99L239 100H241L242 99V101H249V102H260V103H263L262 101H264V97H263V91H264V0H90V2H89V0H86V1H88V2H86L85 0L83 1V0ZM77 1V2H76ZM78 1H79V3L81 4V5H79L78 4ZM81 1H82V3H81ZM47 2V3H46ZM52 2V3H51ZM84 2H86L85 4L87 5L88 4V6L91 8H89L88 6H84ZM45 3V4H44ZM65 3V4H64ZM66 3H67V7L65 6L66 5ZM89 3H91V6L89 5ZM48 4H51V6L53 7V5L52 4H54V7L51 9V8H48V7H50V5H48ZM63 6H62V5ZM45 5V6H44ZM75 5H78V6H75ZM23 8H24V5H21ZM19 7V8H21L22 9V7ZM42 6H44L43 7V9H42ZM64 6H65V8H64ZM72 6H74V7H72ZM80 6H82V7H80ZM84 6V7H83ZM57 7V8H56ZM76 7V8H75ZM80 7V8H79ZM85 7H87V9L85 8ZM19 8H17L19 11L21 10V9H19ZM62 8H64V10L62 9ZM72 8V9H71ZM74 8V9H73ZM77 8H79V9H77ZM82 8H84V9H82ZM25 9V8H24ZM37 9H39V11L37 10ZM49 9H51V10H49ZM71 9V10H70ZM77 11H76V10ZM41 10H43V11H45V12H43V11H41ZM47 10H49V12L47 11ZM58 10H61L60 12L58 11ZM67 12H66V11ZM75 10V11H74ZM78 10H80V11H78ZM83 10V11H82ZM87 10V11H86ZM92 10L93 11H96V13L98 12V14L99 15H102V16H99L98 14H95V12H92ZM21 12V11H20ZM36 12L39 14V16H38V14H36ZM43 12V14H41ZM47 12L49 13V14H47ZM59 12V13H58ZM65 12V13H64ZM69 12V13H68ZM77 13V14H75V13ZM81 12H82V16H81ZM85 12V13H84ZM101 14H100V13ZM51 13V14H50ZM65 15H67V14H69V16H70V14H72V15H74V16H70V17H68V15L67 16H64L63 14ZM90 13V14H89ZM58 14V15H57ZM60 14H62V17L60 16ZM87 14H89V15H87ZM92 14H93V16H94V14L95 15H97L98 17L97 18H94V17H96V16H94V17H92ZM37 15V16H36ZM43 15V16H42ZM47 15V16H46ZM57 15V18L55 17ZM78 15V16H77ZM91 15V16H90ZM46 16V17H45ZM85 16V17H84ZM41 17H43V19L41 18ZM53 17H55V18H53ZM77 17H79V18H77ZM102 17V18H101ZM36 18V19H35ZM41 18V19H40ZM48 18V19H47ZM53 18V19H52ZM61 18V19H60ZM50 19H51V21H50ZM97 20V22H96V20ZM99 19V20H98ZM36 20V21H35ZM38 20V21H37ZM43 21L44 20V22H46V23H44V22H41L40 23V21ZM75 20H76V22H75ZM92 20H94V21H92ZM100 20H102V21H100ZM34 21H35V23H36V25H35V23H34ZM93 23H92V22ZM105 21L108 23V24H105ZM100 22V23H99ZM43 23H44V25H43ZM49 23V24H48ZM78 23V22H77ZM82 23V22H81ZM81 23H78V24H73V25H75L74 27H72L71 25H70V29L72 30V28H73V31L72 32H74V28L75 29H77V30H75V32H74V34H76V35H78V37H76V35L74 36V34L73 33H71L69 30L67 31L68 33V35H66V32H65V35L66 36H60V38L61 39H59L57 36V38H58V40H60V41H65V39L66 38H68V36H69V38H70V36H72L74 39H76V41H78V39L77 38H80V36L83 34V32L84 31H81L82 29H83V27H82V25L83 24H86V23H83V24H81ZM96 23H98V24H96ZM43 25V26H45V29L43 30V29H41L40 27H43V26H41V25ZM52 24V23H51ZM55 23H53V25H54ZM93 24H94V26H93ZM99 24H100V27H98L99 26ZM48 27H47V26ZM82 27V29L80 28V26ZM98 27H96V26ZM108 27H107V26ZM79 26V29L77 28ZM84 26V25H83ZM92 26V27H91ZM105 26L107 27V28H111V30H108L107 28H106V30H104L105 29ZM91 27V28H90ZM93 27H95L93 30H92V28ZM104 28V29H103ZM109 28V29H110ZM5 28L3 27V28H1L0 29V31H2L3 32V30H4ZM81 29V30H80ZM89 29H91V30H89ZM6 30V29H5ZM4 30V32H6V33H4V34H7V30L5 31ZM40 30H42V31H40ZM80 30V31H79ZM114 30H116L115 32H114ZM81 33V35H80V33ZM104 31H109L108 33L107 32H104ZM150 31V32H149ZM2 32H1V34H2ZM41 32V33H40ZM76 32H78V33H76ZM86 32H84V33H86ZM136 32H137V34H136ZM104 33V34H103ZM105 33H107V34H105ZM135 33L136 35H134V37H132V36H129V35H133V34ZM197 33V35L196 36H200L199 37V39H196V38H198V37H195L194 38V35ZM109 34V36L107 37V35ZM116 34H120L122 37H123V35L126 37H124L123 39H122V37H121V39L120 38H116L115 36H116ZM139 34V35H138ZM8 35V34H7ZM92 35H91V37H92ZM106 37H105V36ZM112 35H114V37L112 36ZM118 35H117V37H118ZM126 35H128V37L126 36ZM147 35V36H146ZM135 36H139L138 38L140 39V41L138 40L137 41V37H135ZM100 37V38H99ZM105 37V40H103V38ZM110 37V38H109ZM120 37V36H119ZM152 37V38H151ZM167 37H170L171 38V40L173 41V42H175V44H177V42H178V44H180V46L178 47V45L176 46L175 44H173V42L171 43V41H170V39L169 38H167ZM63 38V39H62ZM65 38V39H64ZM68 38V39H69ZM106 38H108V39H106ZM113 38L115 39L116 38V40H118V42L116 41V40H114V41H112L113 42V45H112V43H110L109 42V40L110 39H112L113 40ZM130 38V39H129ZM132 38V39H131ZM137 38V39H136ZM152 39V40H150L151 42L153 41H157V39L160 41V42H158V43H161V44H158L157 42V47H158V49H157V47H156V45H155V43H151L150 42V44L152 45V44H154L155 45V49H156V51H152V53L154 54V56L152 57V60H149V58L148 57H146V55H143V53L144 54H146V52L147 51H145V52H143L144 50H145V48H148V46H150V44H149V39ZM194 38V39H193ZM201 38V39H200ZM100 39V40H99ZM119 39H120V41H119ZM126 39H128L129 41H131L132 43H130V42H128V40L126 41V42H124L123 40H126ZM135 39V40H134ZM195 40L194 42H195V44H193L194 42H193V40ZM93 39H92V41L90 42L91 43V45L93 44V41H94ZM146 40V41H145ZM164 40V41H163ZM196 40L197 41H200V42H198L199 43V46H200V44H201V48L199 47V46H197V50H199V49H202V50H199L198 51V53H197V51H196V53H195V47L194 46H196V44L198 45V43H196ZM67 41V40H66ZM102 41V42H101ZM111 41V40H110ZM115 41H116V43H115ZM124 43H123V42ZM148 41V42H147ZM94 42H97V41H94ZM106 42H108L107 44H106ZM121 42V43H120ZM137 42H139V43H141V44H139L138 45V43ZM168 42V43H167ZM172 44H170V43ZM191 42V44L189 45V43ZM203 42V43H202ZM110 43V44H109ZM118 43L119 44H121V45H123L124 44V46H121V48H120V45L119 46H117L118 45ZM123 43V44H122ZM127 43V44H126ZM129 43V44H128ZM137 43V44H136ZM143 43H145V44H147L148 43V46L147 45H143ZM168 44V46H173L174 48L172 49V47H170L172 50H176L175 52H176V54L178 53V51L180 52V50H181V52L180 53H178V54H180V56H178V55H176L175 56V54H174V52H173V56L175 57V58H177L178 60H177V63H175V65L174 64H172V63H170V64H166V66H164L165 65V62L164 61H162L161 59H160V57H158L159 55H158V53H157V51L159 50V48L161 47V46H164L165 44ZM211 43H213V44H211ZM110 46H109V45ZM115 44V45H114ZM128 46V47H126V45ZM134 44H136V45H138V47L136 46V45H134ZM193 44V45H192ZM205 44V45H204ZM130 45V46H129ZM132 45V46H131ZM161 45V46H160ZM192 45V46H191ZM202 45H204L203 47H205V48H203L202 47ZM209 45H210V47H209ZM25 46V47H24ZM93 46V45H92ZM134 46L135 47H137V48H135L134 50H136V52H137V49H138V51L139 50H141V48H143L142 49V51H141V53H140V58H137L135 61H134V63H135V65L134 66H130V64L128 63V61L130 60V59H133V58H131V57H133L134 56V58L135 57H139V55H137L136 54V52H135V54H133V52H134V50H133V48H134ZM139 46H141V48H139ZM145 46V47H144ZM147 46V47H146ZM175 46H176V48H175ZM189 46L190 47H192V48H190V49H192V50H188V51H186V52H184V54H183V51L184 50H186V48L187 49H189ZM206 46H208V47H206ZM35 47H38V48H40V49H38L37 50V48L35 49ZM125 47V48H124ZM132 47V48H131ZM195 49H194V48ZM123 48V49H122ZM127 48V49H126ZM129 48H130V50H129ZM180 50H179V49ZM113 49H111V50H113ZM167 49H168V47H167ZM193 49H194V52H191V51H193ZM206 49V50H205ZM147 50V49H146ZM172 50H170V52H172ZM38 51V52H39ZM132 51V52H131ZM119 52V53H118ZM126 52L127 53H129V55H127L126 54ZM143 52V53H142ZM187 52H189L190 53V55L192 54H196L197 55V58L193 55H191L192 56V58H191V56L189 55V54H187ZM85 53V52H84ZM86 53H88V52H86ZM120 53V54H121ZM133 55H132V54ZM28 54H29V52H28ZM131 54V55H130ZM156 54V55H155ZM199 54V55H198ZM22 55V56H21ZM25 55V56H24ZM130 56L128 59L127 58H125L126 56ZM136 55V56H135ZM18 56V57H17ZM125 56V57H124ZM144 56V57H143ZM22 57V58H21ZM181 58V60H179L180 58ZM183 57V58H182ZM243 57V58H242ZM37 58V59H36ZM35 59L36 60H38V57H36ZM186 58V59H185ZM188 58V59H187ZM246 59V60H243L242 61V59ZM89 59H90V61H89ZM117 59V58H116ZM100 60V61H101ZM113 60H115V58H113ZM127 60V61H126ZM156 60H161V63L159 62L158 63V61H156ZM204 60V61H203ZM117 61H118V59H117ZM179 61H181V62H179ZM186 63H185V62ZM212 62H213V60H211ZM53 62V63H52ZM115 62L116 61H114V62H112V64L114 63V65H115ZM155 62H157L158 64V66L157 65H153ZM240 62H246V63H240ZM44 63V65H46V66H48L50 63H48L47 64V62H43ZM94 64H95V62H93ZM144 63V64H143ZM145 63H146V65H145ZM150 63V64H149ZM101 64V65H100ZM179 64V67L177 66ZM204 64V65H203ZM56 65H58V66H56ZM65 65H66V67H65ZM70 65H73V69H72V66L70 67ZM90 66L89 68H88V70L89 71H87V68L85 69L84 68V66H86V67H88V66ZM114 65H111L112 67L114 66ZM144 65H145V67H144ZM150 65V66H149ZM164 66V67H166L165 69H171V68H173L174 66V70H176V69H178V70H176V71H183L182 73H185V75H184V77H179L178 75H175L174 74V70L171 72L170 70V72H171V74L173 73V75H171V77H167L166 79H168V80H166V79H164V78H162L161 79V77H163V76H159V72L157 73V72H155L154 73V75H155V77L156 76H158V77H160V78H158L157 79V77L155 78L154 77V75L152 76V79H154V83L155 84H153L152 86H151V88H153L152 90H151V88H147L148 90H145L144 89V87H143V89H142V84L140 85V84H137V87L136 86H132V85H130V84H127V81H129L130 80V78L132 79V77H134V78H136V80L137 81H139L140 79H139V77H141V73H143L142 74V76H144L147 72L146 71H149V67H151V66H156L155 68L157 69V68H159V67H161V66ZM62 66V67H61ZM69 66V67H68ZM101 66H102V68H101ZM110 66V67H111ZM143 67V69H142V67ZM181 66V67H180ZM65 69H64V68ZM78 67V68H77ZM80 67V68H79ZM81 67H83V68H81ZM139 67V69H137V68ZM153 67H151V68H153ZM163 67V68H164ZM177 67V68H176ZM195 67V68H194ZM68 68V69H67ZM72 70H71V69ZM76 68L78 69V70H76ZM94 68V70H97V71H95V72H98V71H101V70H103V68H104V72L102 71L100 74H98V76L97 77H94V74L95 73H92V72H94V70H92V71H90L91 69H93ZM97 68V69H96ZM132 68H133V70H132ZM141 68V69H140ZM148 68V70H145V69H147ZM162 68V67H161ZM180 68V69H179ZM186 68V69H185ZM194 68V71L192 70ZM29 69V70H28ZM67 69V70H66ZM75 69V70H74ZM83 69V70H82ZM85 69V70H84ZM134 69L137 71H134ZM182 69H184V70H182ZM26 70V71H25ZM71 70V71H70ZM139 70H140V72H139ZM151 70V69H150ZM172 70V69H171ZM189 70H190V73H189ZM198 70V69H197ZM77 74V73H79V71L82 73V75H81V73H79L81 76H83V75H85V73L87 74V76L89 77V75L90 76H93L92 78L93 79H96L97 80V83H96V85H95V90L93 91V93L90 95V96H85V95H83V94H78L77 93V91H76V88L74 89V85H76V87H77V90L78 89H80L81 88V86L83 87L86 83H85V78H84V80L83 79H81V78H83V77H85V76H83V77H81L79 74H77V76L74 74V72ZM132 71V72H131ZM143 71V72H142ZM144 71L146 72V73H144ZM186 71L189 73H186ZM193 71V72H192ZM39 72V73H38ZM83 72H85V73H83ZM88 72H91L92 74H90L89 73V75H88ZM122 72V73H121ZM125 72V74H123ZM128 72H131V74H129ZM1 73V72H0ZM23 73V74H22ZM106 73V74H105ZM130 75V76H128V74ZM134 73V74H133ZM140 73V74H139ZM149 73V72H148ZM175 73H179V72H175ZM2 74V73H1ZM0 74V85L1 84H3L4 82H6V79H5V77L3 76L2 78H1V75ZM74 74V75H73ZM102 74V75H101ZM117 74V75H116ZM123 74V75H122ZM136 74V75H135ZM153 74V73H152ZM79 75V76H78ZM121 75H122V78H120L121 77ZM140 75V76H139ZM150 75V74H149ZM124 76V77H123ZM126 76V77H125ZM172 76H173V78H174V80H173V78H172ZM15 77V78H14ZM34 77H36V79H38L37 81H40V83H35V84H33L34 82H35V80L36 79H34ZM38 77V78H37ZM43 77V78H42ZM66 77V78H65ZM80 77V78H79ZM129 78V80H128V78ZM180 78V79H178V78ZM15 80H14V79ZM51 78H48V79H51ZM68 78V79H67ZM92 78H90V79H92ZM117 78V79H116ZM124 78H125V80H124ZM133 78V79H134ZM170 78V79H169ZM175 78H176V80H175ZM181 78H182V83H183V86H181L182 85V83L180 82L181 81ZM21 79V80H20ZM22 79H23V81H22ZM33 79V80H32ZM61 79V80H60ZM81 79V80H80ZM89 79V78H88ZM101 79V80H100ZM127 79V80H126ZM161 80V84H160V80ZM17 80V81H16ZM69 80H71L70 81V83H69ZM124 80V81H123ZM135 80V79H134ZM159 80V81H158ZM163 80H165V81H163ZM173 80V81H172ZM180 80V81H179ZM188 80V79H187ZM238 80V81H237ZM20 81V82H19ZM22 81V82H21ZM42 81H44V82H42ZM126 81V82H125ZM158 81V82H157ZM163 81V82H162ZM170 81V82H169ZM221 81V82H220ZM232 83H231V82ZM234 81V82H233ZM16 82H17V84H16ZM32 82V83H31ZM41 82L42 83H44L43 84V86H41L42 84H41ZM98 82L100 83V84H98ZM172 82V83H171ZM219 82H220V84H219ZM238 83V85L236 84V83ZM18 83H20V84H18ZM23 83V84H22ZM51 83H52V85H51ZM69 83V84H68ZM74 83V84H73ZM118 83V84H117ZM158 83V84H157ZM167 83V84H166ZM168 83H171V84H168ZM179 83V84H178ZM229 83H231V84H229ZM22 84V85H21ZM32 84V85H31ZM39 85V87L40 88H44V89H41V92H39L38 93V91H40V88L39 87H37V85ZM46 84H47V86H46ZM64 85V87L66 86V87H68V88H66L67 89V91L66 90H64L63 88V85ZM116 84H117V87H118V85L120 86V85H122V86H120V88L118 87H116ZM218 84L221 86V87H218ZM233 84V85H232ZM235 84V85H234ZM240 84V85H239ZM31 85V86H30ZM34 85V86H33ZM49 85H51L50 87H49ZM54 85H56V86H54ZM59 85V86H58ZM100 85V86H99ZM115 86V88L113 87V86ZM140 86V88H141V90H140V88H139V86ZM185 85V86H184ZM222 85H223V87H222ZM242 85V86H241ZM24 86V87H23ZM28 86H30V87H28ZM36 86V87H35ZM105 86H107V89L106 90H109V91H106L105 92V90H104V88H106ZM153 86H155L156 87V90H155V87H153ZM162 86V87H161ZM231 86H232V88H231ZM238 86V87H237ZM245 86V87H244ZM27 88V90H28V92H27V90H26V88ZM48 87V88H47ZM60 87H62V89L60 88ZM98 87V88H97ZM100 87V88H99ZM104 87V88H103ZM108 87H110V88H112V89H108ZM121 87H122V89H121ZM124 87H126V89L124 88ZM158 87V88H157ZM183 88V90H182V88ZM209 87V88H210ZM247 87V88H246ZM17 88V89H16ZM38 88V90L36 91V89ZM134 88V89H133ZM137 88H138V90H137ZM163 88V89H162ZM185 88V89H184ZM219 88L221 89V90H219ZM234 88V89H233ZM241 88H242V90H241ZM245 88H246V93H247V96H244L243 97V95H241V92L243 91V92H245ZM14 89H15V91H14ZM19 89H20V91H19ZM35 91H34V90ZM71 91H70V90ZM118 89H119V91H118ZM123 89H125V90H123ZM130 89V90H129ZM132 89V90H131ZM250 89H251V91H250ZM17 90V91H16ZM23 90V91H22ZM43 90V91H42ZM111 90H113L112 92H111ZM144 90V91H143ZM153 90H155L156 91V95H155V91H154V93H152L153 92ZM189 92H187V91ZM45 91V92H44ZM66 91V92H65ZM74 91V92H73ZM76 91V92H75ZM133 91V92H132ZM135 91V92H134ZM147 91V92H146ZM161 91V92H160ZM200 91H202V89H200ZM27 92V93H26ZM33 92V93H32ZM64 92V93H63ZM71 92V93H70ZM89 92H90V90H89ZM122 92V93H121ZM125 92H127V93H125ZM130 92H132L133 94H131ZM159 92V93H158ZM184 92V93H183ZM186 92H187V94H186ZM28 93H30V94H28ZM32 93V94H31ZM61 93V94H60ZM68 93V94H67ZM73 93V94H72ZM77 93V94H76ZM91 93V92H90ZM101 93H102V95H101ZM106 93H109V94H106ZM115 93V94H114ZM124 93V94H123ZM146 93H148V94H146ZM214 93V94H215ZM250 93V94H249ZM256 95H255V94ZM259 93H260V95H259ZM262 93V94H261ZM24 94H25V96H24ZM54 94V95H53ZM64 94V95H63ZM69 95V94H71L72 96H74V97H72L71 95H69L70 97H71V99H70V101H71V104H74L75 102L74 101H76V103L74 104V105H76V106H74L73 108H71V110L72 111H70V110H68L69 112H66L65 111V108H64V110H62V109H60V110H58L59 112H56L57 111V107L59 106V105H56V104H58L60 101V99L62 98V96H63V98H68L67 97V95ZM111 94V95H110ZM114 94V95H113ZM135 94V96H133ZM154 94V95H153ZM184 94H186V95H184ZM252 94H253V96H252ZM28 95H29V97H28ZM41 95V94H40ZM43 95V94H42ZM52 95V96H51ZM108 95V96H107ZM124 97H123V96ZM126 95V96H125ZM129 95H130V97H129ZM146 95V96H145ZM186 96L187 98H185L184 96ZM216 95V94H215ZM250 95V96H249ZM255 95V96H254ZM259 96V97H256V96ZM23 96V97H22ZM26 96L28 97V98H26ZM52 98H51V97ZM59 96H60V99H58L59 98ZM65 96V97H64ZM99 96H100V98H99ZM111 96L113 97L112 99H111ZM131 96L132 97H135V99L136 100H144V104H142L143 102L141 101V103H140V101L138 102V103H140V104H138L139 106H138V108H140V110H134V111H132L131 110V108H132V101H131ZM141 96H143V97H141ZM149 96H151V97H149ZM189 96V97H188ZM57 97V98H56ZM69 97V98H70ZM103 97V98H102ZM105 97H108V98H105ZM119 97V98H118ZM121 97V98H120ZM247 97V98H246ZM258 98V99H255V98ZM263 99H262V98ZM14 98V96L11 98V99H13ZM48 98V99H49ZM62 98V99H63ZM73 98V99H72ZM78 99V102L80 101L81 102V104H80V102L78 103L77 102V99ZM105 98V99H104ZM110 98V99H109ZM126 98L128 99V100H126ZM129 98H131V99H129ZM147 100H146V99ZM191 98V97H190ZM255 100H254V99ZM260 98H261V100H260ZM52 99V100H51ZM58 99V100H57ZM76 99V100H75ZM91 99V100H90ZM102 99V100H101ZM106 99H107V102H106ZM122 99H124V100H122ZM186 99V100H185ZM189 99V100H188ZM245 99V100H244ZM58 101V102H56V101ZM69 100V99H68ZM93 100V101H92ZM94 100H96V101H94ZM104 100H105V103H104ZM108 100H111V102L110 101H108ZM115 102V103H113V101ZM131 101L130 102V104H129V102H125V101ZM133 100H134V98H133ZM31 101H32V99L30 100V102H29V104L28 105H30V103H31ZM51 101H53V102H51ZM56 103H55V102ZM85 103H84V102ZM150 101H152V103L154 104H152ZM186 102V104H185V102ZM188 101V102H187ZM192 101V100H191ZM19 102V101H18ZM50 102V103H49ZM89 102V103H88ZM91 102L94 104V105H92V107L93 106H95V105H97V107H98V110H99V112H98V115L99 116H94V118H93V123L95 124L96 123V125H98L97 124V122L99 123L100 121H103L102 122V127L103 128H106L107 129V126L108 127H111V129L113 128V127H115L116 125L117 126H119L120 127V124H121V129L124 131L122 134H121V136L120 135H118V137L116 136V134H113L112 135V138L115 140V138H116V140L114 141L113 140V146H112V144H110V145H108V144H105V142L107 143V139L105 140V136H103L104 138H102V137H98L96 140L99 142V143H95V145L93 146V147H90V148H87V149H83V151L84 152H86L87 153V155H85V156H80V154H85L81 149H78V148H73V144H72V142H76L77 140H79V139H81L85 134H83V136H82V134L81 133H83L82 132V130L87 126V127H89V125H87L86 123H88V122H84V121H89L90 120V118H89V115H84V110H82L81 112L79 111L78 112V108H75V107H79V106H88L89 107V105L91 104ZM145 102H147L148 104L149 103H151L150 105H148L147 103H145ZM183 102V103H182ZM78 103V104H77ZM163 103V104H162ZM23 105H24V103H22ZM45 104V105H46ZM49 104H51V106H49L48 107V105ZM55 104V105H54ZM80 104V105H79ZM104 104V106L106 107H101L102 105ZM108 104V105H107ZM112 104H113V107H111L112 106ZM129 104V105H128ZM147 104V105H146ZM159 104H162V105H159ZM167 106H166V105ZM182 104H184L183 105V109H181L180 107H182V106H180V105H182ZM17 105H18V103H17ZM22 105V106H23ZM79 105V106H78ZM100 105V106H99ZM107 105V106H106ZM130 107L129 108V110H128V106ZM144 105H145V107L147 108V109H144ZM185 105H186V107H185ZM34 105H32V107H33ZM108 106H110V107H108ZM127 106V107H126ZM152 106V107H151ZM162 106H163V110H162ZM168 107L169 109H168V111H167V108L166 107ZM178 106V107H177ZM18 107H21V104L18 106ZM48 107V108H47ZM91 107V105H90V107L89 108H92ZM100 107H101V109H100ZM108 107V108H107ZM115 107V108H114ZM158 107H159V110H157L158 109ZM161 107V108H160ZM22 108V107H21ZM113 108V109H112ZM124 108H127V109H125V110H128V111H125L124 110ZM171 108L172 109H174L173 111L171 110ZM37 109V108H36ZM48 111H47V110ZM49 109H53V110H49ZM76 109V110H75ZM162 111H161V110ZM177 109L174 111V117H175V119H178V117L179 116H177L178 115V113H176V112H178L177 111ZM44 110V111H43ZM45 110L47 111L46 113H45ZM62 110V111H61ZM105 110V111H104ZM117 110V111H116ZM142 110H144V111H142ZM165 110V111H164ZM169 110H171V111H169ZM53 111H54V113H53ZM75 111H77V112H75ZM103 111V112H102ZM126 113H125V112ZM137 111V112H136ZM139 111V112H138ZM43 114H42V113ZM63 112H66L65 114H63ZM75 112V113H74ZM106 113V115L108 116V115H110V113H111V115L110 116H108V117H106L105 116V113ZM61 115H60V114ZM74 113V114H73ZM77 113H78V115H77ZM82 113V114H81ZM126 114V115H124V114ZM130 113H131V116H130ZM142 113H144V115L142 114ZM159 113V114H158ZM165 113H167V114H165ZM0 114H2V116L0 115V128L1 127H3L4 128V124H3V119H4V115H3V112L2 113H0ZM46 114H48V115H46ZM71 114V115H70ZM103 114V115H102ZM161 114V115H160ZM74 115V116H73ZM76 115H77V117H76ZM143 115V116H142ZM79 116V117H78ZM82 116V117H81ZM112 116V117H111ZM137 116H139L138 117V119H136V117ZM140 116H142L143 117V119H139L140 118ZM166 116V117H165ZM58 117L60 118V119H58ZM65 117V116H64ZM74 117H75V119L76 120H74ZM85 117V118H84ZM98 117V118H97ZM103 117H106V118H104L103 119ZM122 117V118H121ZM141 117V118H142ZM177 117V118H176ZM77 118H81V122H78V124L77 125H75L76 123V121H77ZM101 118V119H100ZM124 118V119H123ZM79 119H78V121H79ZM84 119V120H83ZM89 119V120H88ZM105 119H107L106 121H105ZM109 119V120H108ZM126 119V120H125ZM98 120V121H97ZM118 120V121H117ZM121 120V121H120ZM123 120V121H122ZM137 122H136V121ZM164 120V119H163ZM165 120V121H166ZM24 121V120H23ZM22 121V122H23ZM74 121V122H73ZM108 121H109V123H108ZM124 121H126V122H124ZM128 121H130V125H129V123H128ZM140 121V122H139ZM105 122V123H104ZM107 122V123H106ZM113 122H116V123H113ZM167 122H168V120H167ZM73 123H75V124H73ZM79 123H80V126L83 128H81V127H79ZM83 123V124H82ZM111 123H113V125L111 124ZM135 123H136V125H135ZM86 124V125H85ZM93 124V125H94ZM124 124V126H122ZM74 125V126H73ZM105 125V126H104ZM112 125V126H111ZM129 125V126H128ZM58 126V127H59ZM75 126H76V128H75ZM44 127H47V123H45V124H43L42 125V128H44ZM101 127V129H103ZM74 128L76 129V130H74ZM79 128V129H78ZM45 129V128H44ZM96 129H97V126H96ZM1 130V129H0ZM72 130V131H71ZM78 130V131H77ZM76 131H77V135H75V140L76 141H74V136H72L71 134V132H74V133H76ZM78 132H80V133H78ZM64 133V134H63ZM116 137H115V136ZM78 138H77V137ZM80 136V137H79ZM82 136V137H81ZM114 136V137H113ZM135 137H137V135H135ZM111 138V139H112ZM60 141H59V140ZM110 138H108V140H109ZM135 139V138H134ZM63 140H65V141H62ZM102 140L104 141V143L102 142ZM4 141H6V139H4V137H3V135H1V131H0V164L1 163H4L6 160V158H7V160H9V158H11L12 157V154L11 153H9V152H11L12 150H11V143H8V142H4ZM97 141H95V142H97ZM128 142H130V141H128ZM101 143H103V144H101ZM142 143V142H141ZM141 143H139V145L141 144ZM98 144V145H97ZM101 144V145H100ZM119 144V145H118ZM106 146V147H103V146ZM110 146V147H109ZM121 146V147H120ZM125 147H127V146H125ZM108 148V149H107ZM90 149H91V151H90ZM92 149L94 150V152L95 153H97L98 155H99V157H100V159H102V160H100L99 159V157H97L98 155H96L95 153H94V155H95V157H94V155H93V153H91V152H93L92 151ZM116 149V150H115ZM86 150V151H85ZM89 150V151H88ZM124 150V151H123ZM83 153H82V152ZM88 151V152H87ZM89 152H90V154H89ZM126 154V155H125ZM91 155H93V156H91ZM87 156V157H86ZM89 156V157H88ZM80 157H82L83 159H80ZM93 158V159H91V158ZM122 157V158H121ZM73 158V159H72ZM88 159V161H87V159ZM90 158V159H89ZM98 158V159H97ZM124 158V159H123ZM160 157H158V162H160V159H159ZM98 160V162H99V160H100V162L101 163H98L97 162V160ZM122 159V160H121ZM141 159V157L139 156L137 159H134L132 162H133V164L131 163V169H134L135 167L136 168H140L141 170H145V169H147V167H149L150 166V161H151V159H149V160H146V161H142V160H140ZM156 159H157V157H156ZM28 160H30L29 158H26V160L24 161V162H26V161H28ZM86 160V161H85ZM94 162H93V161ZM140 160V161H139ZM142 161V162H141ZM68 162V163H69ZM76 162V161H75ZM84 164V165H82V163ZM86 162V163H85ZM88 162V163H87ZM99 164V165H97V163ZM105 164H104V163ZM135 162V163H134ZM152 162V161H151ZM59 163H58V165H59ZM94 163H96V165H94ZM137 163V164H136ZM192 163H194V164H196L195 162H190L189 164L191 165ZM33 164L34 163H32V162H30V161H28V163H26L25 164V168L23 169V171H20V172H22V173H20V172H18V173H9V172H7V171H0V174H2V176H5V177H7L8 179L9 178H11V179H13V181H11L10 183H9V185L8 186H11V187H14V186H12L13 184L15 185V181H17L18 179H19V181L22 179V181L21 182H23L24 184H21V185H18L17 186V188H19V190H17V191H15L14 192V190L12 191V190H9V191H7V194H6V197L4 196L3 198H0V202L2 201V200H6L7 198V200H8V203H6V204H9V206L11 205V202L13 201V203L12 204H14V202H16V204L15 205H17V203L19 202V201H23L22 203L23 204H21L20 202V206L22 207V206H24L25 207V209H27V208H29V211H26V213H24L23 214V216H17L18 214H17V212H15L13 209H11V212H9V215H7L5 212H4V209H3V207H2V210L0 211L1 212V214H3V215H0V217H2L3 218V216L5 217V216H7L9 219H7L6 218V220L5 221H7V220H9V221H7V222H5V225H3L2 226V228H1V226H0V264H13V263H17L19 260L17 259L18 258V256H19V254H20V256L22 255V252L24 251V249H26V247H27V244H28V247H27V249L25 250V251H31L30 253H31V255H32V259L33 260H35V261H33L32 259H30L31 260V262L33 263V264H50V263H46V262H48L49 260V262H55L54 264H59V263H61V264H65V263H63V262H66V264H69L70 262H71V259H72V262L70 263V264H91V262H86L87 260H83V251H81V253L79 254V253H77V252H73V250L71 249V252L72 253H74V255H72L69 251H66V250H69L70 249V245H67V243H69L70 244V240L68 239L69 238V236H68V234H67V225H66V223H64V221H63V218L61 217V216H59V217H57L56 215V211H55V208L51 205V203H49V201L47 200V198H46V193L45 192H41V189L39 188V186H40V184L42 183V178H43V172L41 171V172H37L38 171V169H34V167H33ZM92 164H93V166H92ZM108 166H107V165ZM136 164V165H135ZM194 164H192V165H194ZM63 165V166H64ZM70 165V164H69ZM80 165H82V166H80ZM103 165V166H102ZM111 165H113V166H111ZM135 166V167H133V166ZM162 165H165V164H163L162 163ZM60 166V165H59ZM62 166V167H63ZM91 166V167H90ZM100 168H102L103 169V171H102V169H100ZM145 166V167H144ZM147 166V167H146ZM93 167V168H92ZM98 167V168H97ZM104 167V168H103ZM107 167L109 168V169H107ZM111 167V168H110ZM115 167V168H114ZM117 167H119V166H117ZM130 167L128 166V168L130 169ZM192 167V166H191ZM113 168L115 169V170H113ZM135 168V169H136ZM144 168V169H143ZM32 169V170H31ZM191 169V168H190ZM192 169H193V167H192ZM71 170V171H72ZM107 170V171H106ZM113 170V171H112ZM118 170V171H117ZM121 170H124V171H121ZM33 171L35 172V174L33 173ZM108 171H112L113 173H114V171H115V173L113 174L112 172L110 173H107ZM118 173H117V172ZM128 172V173H126V172ZM262 175H261V177L259 178L258 176L260 175V174H258L257 176H255L256 177V179L258 178V181L259 180H261V179H263L264 178V168H262ZM97 174H96V173ZM122 172V173H121ZM33 173V174H32ZM59 173V172H58ZM100 173V174H99ZM107 173V174H106ZM121 173V174H120ZM206 173H208V172H206ZM206 173H204V171L203 172H200V174H199V178L201 179L200 180V183L199 184H197L196 182L194 183V185L191 187V189H189L190 190V193L187 195V196H195L196 195V197L199 195L198 194V190H200V188H201V183H202V181L203 180H205V178H206ZM100 176H99V175ZM110 174H112V175H110ZM118 174V175H117ZM15 175V176H14ZM94 175H96V176H94ZM110 175V176H109ZM117 175V176H116ZM123 175H125V176H123ZM131 175V176H130ZM112 176V177H111ZM123 176V177H122ZM180 177V179L181 180H177V181H175L174 182V188L175 189H177V191L179 190H182L183 189V186H184V184H185V180L183 179V175H179ZM19 177V178H18ZM22 177V178H21ZM97 177H100V178H102V180H101V182H100V179L98 180V179H96ZM105 179H104V178ZM122 177V178H121ZM182 177V178H181ZM17 178V179H16ZM21 178V179H20ZM112 178H113V180L114 181H116L117 183H115L116 184V186L114 187L115 188V190H114V188H113V190L112 189H110V188H112L113 186H111V185H113L112 184V182H114L113 180H112ZM128 178V177H127ZM16 179V180H15ZM119 179V180H118ZM121 179V180H120ZM124 179V180H123ZM129 179V178H128ZM183 179V180H182ZM95 180H97V182L95 181ZM93 181H95V183L93 184L92 182ZM102 181H104V182H102ZM107 181H109V182H107ZM183 181V182H182ZM12 182H14V183H12ZM111 182V183H110ZM123 184H122V183ZM103 183V184H102ZM104 183H108L107 185H105V188L107 189V191L108 192H106L105 193V188H104ZM123 185H121V184ZM126 183V184H125ZM184 183V184H183ZM95 184H99L98 186L97 185H95ZM111 184V185H110ZM119 184H120V188H124L125 187V189L126 190H128L127 192H126V190H124V192L122 191L123 189H121L120 190V188H119ZM125 184V185H124ZM111 186L110 188H108L107 186ZM16 186V185H15ZM100 186H102L103 188H100ZM118 186V187H117ZM66 187V186H65ZM99 188V189H98ZM116 188H118V189H116ZM182 188V189H181ZM104 190V191H102V190ZM100 190H101V192H100ZM110 190H112L113 192H112V195H113V193H114V195L113 196H110L111 195V191ZM117 190V191H116ZM121 192H120V191ZM135 190V192H133V191ZM98 191H99V193H98ZM114 191H116L117 192V194H116V192H114ZM131 191V192H130ZM176 191V190H175ZM20 192H22L21 194H20ZM125 194H127V195H124L123 193ZM136 193V194H138L139 193V195L137 196L136 194V196L133 194V193ZM142 192V193H141ZM224 191L222 190V193H223ZM17 193V194H16ZM95 193V194H94ZM102 193H104L103 195H102ZM108 193H109V196L113 199H111L109 196H108ZM121 193V194H120ZM92 194V196H94V195H96V197L97 198H99L100 196L102 197L103 196V199H104V201H108L109 200V198H110V201L112 200V202L110 203V201H108L109 202V204L113 207V210L111 209V206L108 204V202L107 203H105V202H102L103 200H101L100 198L99 199H94V197H90V195ZM94 194V195H93ZM105 194H106V198L104 197L105 196ZM116 194V195H115ZM118 194H120V195H118ZM125 197H124V196ZM132 195H134V196H132ZM115 196H117V200H120V199H123V200H120V201H116L115 199H116V197ZM120 196V197H119ZM121 196H123V197H121ZM126 196H128V197H126ZM130 196H132V197H130ZM139 196H142L141 198L139 197ZM174 196V195H173ZM1 197V196H0ZM120 199H119V198ZM221 197H223V196H221ZM5 198V199H4ZM18 198H21V199H19L18 200ZM35 198V199H34ZM38 198V201L36 200ZM107 198H108V200H107ZM135 198H137L136 200V202L134 201V199ZM139 198L141 199L140 201H141V203L142 204H139V202H138V200H139ZM9 199H10V201H9ZM36 200V201H35ZM100 200V202H98ZM229 201H230V199H228ZM227 200V201H228ZM162 201V200H161ZM102 202V203H101ZM116 202H118V204L116 203ZM225 203V205H228L229 204V202H226V201H224ZM119 203H120V205H119ZM136 203V204H135ZM168 203V202H167ZM137 204L139 205V207L137 206ZM117 205V206H116ZM118 205L121 207V210H120V208H119V210L118 211H120V213H121V211L123 212H125V213H127V214H129V216L127 215V214H125V213H122V214H117L116 213V211H115V206H116V209L118 208ZM121 205H123V206H121ZM8 206V205H7ZM124 206H125V208H124ZM136 207V209L138 210L137 212L135 211L136 209H135V207ZM164 206H166V207H164L165 209L168 207L167 206V204L165 205L164 204ZM232 206V205H231ZM231 206L229 207V208H231ZM20 207V208H21ZM24 207H22L23 209H24ZM110 207V210H112L113 211V213H112V211H109L108 212V208ZM122 207L124 208V209H122ZM132 207V208H131ZM105 208V209H104ZM106 208L108 209V210H106ZM129 208V209H128ZM135 210H134V209ZM141 208V209H140ZM193 208H196V206L194 205H190V207H189V209H191L190 210V216L192 217L191 219L193 220V215H191L192 213H193V211L195 210V209H193ZM228 208V209H229ZM0 209H1V206H0ZM126 209H128V212H127V210ZM130 209H133V210H131V212H133L132 214L131 213H129L130 212ZM18 210H21V209H18ZM17 210V211H18ZM126 210V211H125ZM142 210V211H141ZM12 211H14V212H12ZM104 211H106V214H107V212H108V214H109V216H105V213H104ZM115 211V212H114ZM191 211H192V213H191ZM141 212V213H140ZM113 215H112V214ZM114 213H115V215L117 214L119 217H118V219L120 220V222H119V220L117 219H115V215H114ZM136 213H137V216H135L136 215ZM138 213H140V215L142 214H144V217L145 218H143L142 217V215L140 216V215H138ZM107 214V215H108ZM123 214H125V215H123ZM145 214H147V216L149 217V221H147L146 222V220L145 219H147L148 217H146L145 216ZM194 214V213H193ZM11 215V216H10ZM50 215H54V216H56L57 218H58V220L56 221V222H52V223H47V225L45 224V220H46V218L48 217V216H50ZM111 215V216H110ZM130 215H132V216H130ZM113 216V217H112ZM115 216V217H114ZM121 216V217H120ZM124 216V218H122ZM125 216H128V218L127 217H125ZM134 216V217H133ZM138 216H140L141 218H139ZM153 216V217H152ZM155 216V217H154ZM109 217H111V218H109ZM137 217L140 219V221H139V219H137ZM157 217V218H156ZM124 219V220H121V219ZM133 218H135V220L133 219ZM156 220H155V219ZM155 220V222H154V220ZM153 220V221H152ZM191 220V221H192ZM122 221V222H121ZM135 221V222H134ZM137 221H138V223H137ZM140 222V223H139ZM136 223H137V225H136ZM192 223V222H191ZM190 222H189V224H188V229H190V227L192 226H190V224H191ZM45 226H44V225ZM134 225H135V227H134ZM167 225H169V223H167ZM15 226H17L16 228H15ZM147 226V227H146ZM150 226V225H149ZM236 226H238V224L236 225ZM240 226V225H239ZM18 227H20V228H18ZM132 227H134V228H132ZM143 227V226H142ZM13 228H15L17 231H16V233H20V231L19 230H23L24 229V233L26 234H24V236H26L25 237V244H24V247L25 248H23V250H21L20 252H16V248H15V246H16V244L15 243H13V241L15 242V238L14 237H12V236H10L8 233H10L9 231H11V230H13ZM137 230H136V229ZM7 229H9L8 231H6ZM14 229V230H15ZM19 229V230H18ZM134 231H136V232H134ZM12 231V232H15V231ZM233 230L235 231V227H233ZM5 231V232H4ZM40 232L41 233V236H42V238H43V240H41L40 242H38V244L36 245V247L38 246V247H40V248H43V251H44V255H43V253H42V257H38L37 256V250H35L34 248V245H33V243H34V232ZM8 232V233H7ZM117 233V234H116ZM136 233V234H135ZM9 236H8V235ZM112 235V234H115L116 236H114V235H112V236H109V235ZM15 235V234H14ZM31 235V236H30ZM109 237H108V236ZM101 236V237H100ZM105 237H107L106 239H105ZM10 238H12L11 240H9ZM33 239V240H31V239ZM118 238V239H117ZM136 238V241L134 242V239ZM28 239V240H27ZM29 239H30V241H31V243H29L30 241H29ZM125 239H126V241H125ZM120 240L121 241H125L123 244H126V242L127 243H129L130 245H132L131 243H134L133 244V246L131 247V250L133 251V253H132V251L131 250H129V249H127L128 247H126V249L124 248V245H122V243H121V245H119V246H117L118 245V242L117 241H119V244H120ZM127 240H129V241H127ZM11 241V242H10ZM32 241H33V243H32ZM107 241H105V242H107ZM116 242H117V245H116ZM32 244V245H31ZM41 244V245H40ZM68 246H66V245ZM14 245V246H13ZM138 245V244H137ZM29 246H30V248L31 249H29ZM41 246H43V247H41ZM44 246H46V247H44ZM50 246V247H49ZM117 246V247H116ZM122 246V247H121ZM177 247H179V245H176ZM17 247V246H16ZM32 247H34V248H32ZM66 247V249H63V248H65ZM87 247L88 248H92V250H97V248H95L94 246H93V242L92 241H88V243H87ZM119 247H121V248H119ZM15 248V249H14ZM68 248V249H67ZM124 248V249H123ZM130 248V247H129ZM132 248H136V249H138V250H133ZM34 249V250H33ZM57 249H63V251L62 250H57ZM53 251V254L55 253L56 255H57V253L59 252V256H53V254H52V252L50 253V254H52V255H50L49 254V252L50 251ZM63 253H62V252ZM65 251L67 252V253H65ZM98 251V250H97ZM124 251H126L125 253H124ZM129 251V252H128ZM131 251V252H130ZM61 252V253H60ZM135 252V253H134ZM18 253V254H17ZM49 254V256L48 257H45V256H47L48 254ZM68 253H70L71 254V256H72V258H71V256L69 257L68 256ZM131 253V254H130ZM45 254H47V255H45ZM60 254H62V255H60ZM65 254H67L66 256H67V258H66V256H63V255H65ZM130 254V255H129ZM134 254H137V256L136 255H134ZM128 255H129V257H128ZM133 255H134V257H133ZM20 256H19V258H20ZM43 256H44V258H43ZM51 256V257H50ZM62 256L63 257H65V258H62ZM102 256V255H101ZM126 258H125V257ZM133 258H132V257ZM49 257H50V259H49ZM53 257V258H52ZM61 258V260L62 259H64V260H60V258ZM68 257L70 258L69 260H68ZM103 257V256H102ZM105 257V256H104ZM44 259V260H47L46 262L45 261H43V260H40V259ZM52 258V259H51ZM55 258H57V259H55ZM132 258V259H131ZM53 259H55V260H59L58 261V263H57V261H51V260H53ZM67 259V260H66ZM152 259V261H151V263L149 262V264H155V262H153V259L154 258H151ZM14 260H15V262H14ZM132 260H133V262H132ZM43 261V262H42ZM67 262H69V263H67ZM157 263V262H156ZM53 264V263H52ZM167 264V263H166Z\"/></svg>", "mask_w": 264, "mask_h": 264}]
</instances>
